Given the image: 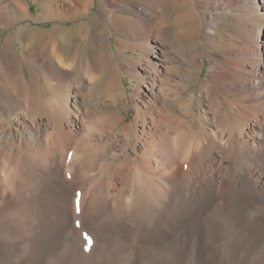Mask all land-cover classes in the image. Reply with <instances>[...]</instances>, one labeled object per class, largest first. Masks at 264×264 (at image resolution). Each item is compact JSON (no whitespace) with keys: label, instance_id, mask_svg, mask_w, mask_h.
<instances>
[{"label":"rangeland","instance_id":"1","mask_svg":"<svg viewBox=\"0 0 264 264\" xmlns=\"http://www.w3.org/2000/svg\"><path fill=\"white\" fill-rule=\"evenodd\" d=\"M18 1L25 5L27 13L14 23L4 20L0 15V50L5 48L13 53L23 71L30 72V67L35 66L27 51L30 31L34 28H64L73 37L75 47L85 48L91 54L101 49L107 54L111 59L110 65L116 66L120 73L132 104L126 119L130 120L136 115L134 103H140L141 98L135 92L138 82L135 79V55L140 56L139 50H135L138 46L135 45L144 44L141 33L156 35L151 32L154 26L144 28L135 21V16L142 13L141 7L148 11L146 0H117V7L112 0L106 3L102 0H71L65 6L60 0H47L46 4L43 0ZM132 1L133 6L130 4ZM8 2L13 3L14 0H0V8ZM168 6L170 14L172 11H175L173 14L178 13L172 10L171 3ZM191 6H195L200 18V43L205 48V62L199 79L187 92L196 91L195 108L200 112L209 106L200 103L199 98L200 84L216 69L212 52L220 49L223 41L227 47L232 48L241 44V23H246L245 26L248 24V32L252 31L254 35L264 19L243 1L185 0L180 11H187ZM102 9L106 14L104 18L98 15ZM155 9L159 10L158 5H155ZM56 11L58 14H55ZM210 27L216 31L214 37L209 36ZM178 30L165 27V31L170 34ZM154 41L152 44H155ZM156 50L160 58L163 49L158 47ZM137 70L144 71L140 65ZM37 90L45 101L50 98L41 77ZM141 90L146 91V85L142 84ZM77 92L79 99H83L85 91L80 89ZM74 94L76 90L72 89L70 104ZM213 94L211 104L214 111L217 112L222 106L226 110L222 104L223 95L218 91H213ZM103 97L101 100L97 97L88 98L90 107L86 121L92 131L86 134L89 143L76 151L71 147L68 153H64L61 147L54 150L58 156V165H61L64 158L65 161L68 158L73 160L75 173L69 200L68 196L58 192L56 183L48 180L43 168L33 164L30 155L16 157V154L10 155L5 149L0 156V161L5 160L8 168L10 166L13 170L16 180L15 189L6 195L0 193V264H264L263 200L260 197L240 200L228 194L230 191L234 193L228 187L230 182H234L233 173L241 170L248 172L257 167L256 163L249 160V156L243 158V153H247L246 148L235 144L233 153L225 155L226 163L232 171L224 176L223 182H220L222 175H217L218 192L213 203H202L188 214L186 205L176 203L177 206H162L159 202V189L152 178L159 179L171 168L162 167L157 172L159 175L156 173L155 176L137 164L139 157L132 144L127 148L122 143L116 147L109 144L110 131H114L112 127L106 124L98 130L100 128L97 129L94 124L99 115L109 110L110 98L107 95ZM13 101L8 100L5 105L10 106ZM214 111L206 115L213 118L212 122L205 124L204 120H199L196 127L203 126L207 131L217 130L221 121L218 118L216 121ZM45 112L36 111L40 122L48 120L49 115ZM220 119L238 138L242 125L235 123L231 115ZM121 126L122 123L118 124L115 131ZM220 126L218 130H221ZM10 127L17 128L14 120H11ZM136 129L140 131L141 123L135 126ZM246 132L245 128L243 133ZM78 138H82V134ZM222 142L217 139L221 147ZM43 151L53 154L51 147ZM216 164L222 167L217 161ZM191 176L185 178L184 182L193 184L196 177ZM223 192L227 195H221ZM184 193L178 192L176 198L183 199ZM85 194L87 201L84 203ZM188 196L190 199L191 194ZM166 208L169 214L165 224L162 217Z\"/></svg>","mask_w":264,"mask_h":264},{"label":"bare ground","instance_id":"2","mask_svg":"<svg viewBox=\"0 0 264 264\" xmlns=\"http://www.w3.org/2000/svg\"><path fill=\"white\" fill-rule=\"evenodd\" d=\"M43 1L46 4L47 0ZM60 1L64 6L71 2ZM233 1H243L264 19V0ZM102 2L106 3L107 0ZM112 2L115 7L118 6L117 0ZM183 2L185 0H146L148 11L141 7L142 13L135 16V21L142 27L154 26L151 32L156 35L141 33L144 44L135 45L138 46L135 50L140 53V56L135 55V79L138 80L135 92L141 101L134 103L136 115L130 120L126 118L132 104L120 73L116 66L110 65L111 59L101 49L91 54L85 48L75 47L73 37L64 28H34L30 31L27 51L35 63L33 68L29 65L30 72H24L13 53L2 48L0 156L5 149L10 155L16 154V157L30 155L33 164L42 167L48 180L56 183L58 192L68 196L69 200V194L73 192L72 181L75 173L73 160L68 158L65 161L64 158L61 165H58V156L54 152L60 147L64 153H68L71 147L76 151L89 143L86 134L89 135L92 131L88 120L86 121L90 107L88 98L97 97L101 100L107 95L110 98L109 110L99 115L94 122L97 129L100 128L98 130L103 129L106 124L114 130L110 131V143H107L115 147L122 143L126 148L132 144L139 157L137 164L150 174L155 175L162 167L171 168L159 179L151 177L159 189V202L162 206H177L176 203L186 205L188 214L194 212L195 207L202 203H213L218 192L217 175H222L220 182H223L224 176L232 171L226 163L225 155L233 153L235 144L246 148L247 153H243V158L249 156V160L256 163L257 167L248 172L241 170L233 173L234 182H230L228 187L234 193L231 194L230 191L228 194L231 197L235 195L240 200L260 197L264 203V21L259 28L256 27L254 35L251 34L252 31L248 32V24L245 26L246 23H241V30H238L241 44L238 43L232 48L227 47V43L223 41V46L212 52L216 69L200 84L199 98L200 103L204 102L209 106L198 112L195 108L196 91H187L199 79L205 62V48L200 43V18L196 8L191 6L187 11H180ZM169 3L172 10H177V14H173L175 11L172 10V14L168 12ZM130 4L133 6V1ZM155 5H158L159 10L155 9ZM26 13L25 5L18 0L8 2L0 8V15L10 23L20 20ZM98 15L104 18L105 10H100ZM167 26L179 30L170 34L165 31ZM209 29V36L214 37V27ZM152 40H155V44H152ZM158 47L163 49L160 58L156 52ZM139 65L144 71L137 70ZM40 77L43 78L45 90L50 94L47 101L37 90ZM142 84L147 87L144 92L141 90ZM72 89L76 90V94L70 104ZM80 89L85 91L83 99H79L77 94ZM213 91L223 95L222 104L226 106V110L222 106L218 110L220 113L214 111L211 104ZM12 99L15 101L10 106L5 105L6 101ZM37 110L48 113L46 122H40ZM212 111L215 112L216 121H221V130H218L219 126L217 130L210 131L203 126L197 128L199 120H204L205 124L213 121V118L206 116ZM226 115H231L235 123L242 125L238 138L233 130H228L223 125L226 123L220 118ZM11 120L16 122V129L10 127ZM120 123L122 126L115 131ZM139 123L140 131L135 130ZM245 128L247 132L244 134ZM79 134H82V138H78ZM43 135H46L45 139ZM217 139L223 141V147L217 143ZM47 146L52 148L53 154L43 151L48 149ZM216 161L222 164L223 169ZM0 164V193L6 195L11 189H15L16 180L13 170L10 166L8 168L5 160L0 161ZM189 176L196 177L193 184L184 182ZM187 183L190 184L187 186ZM180 191L186 193L183 199L176 198ZM223 194L227 195L225 192L221 195ZM86 199L87 194L83 197L84 203ZM168 214L169 209L166 208L162 217L165 224Z\"/></svg>","mask_w":264,"mask_h":264},{"label":"snow or ice","instance_id":"3","mask_svg":"<svg viewBox=\"0 0 264 264\" xmlns=\"http://www.w3.org/2000/svg\"><path fill=\"white\" fill-rule=\"evenodd\" d=\"M77 211H79V206H77ZM77 223H79V222H77Z\"/></svg>","mask_w":264,"mask_h":264}]
</instances>
